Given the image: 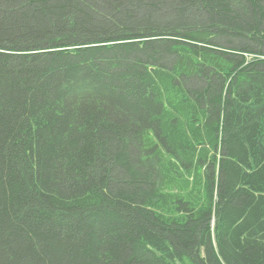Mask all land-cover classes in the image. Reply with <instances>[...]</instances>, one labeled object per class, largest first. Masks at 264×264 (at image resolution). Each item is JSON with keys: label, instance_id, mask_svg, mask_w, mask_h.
Masks as SVG:
<instances>
[{"label": "trees", "instance_id": "16d2710c", "mask_svg": "<svg viewBox=\"0 0 264 264\" xmlns=\"http://www.w3.org/2000/svg\"><path fill=\"white\" fill-rule=\"evenodd\" d=\"M0 264H264V0H0Z\"/></svg>", "mask_w": 264, "mask_h": 264}]
</instances>
